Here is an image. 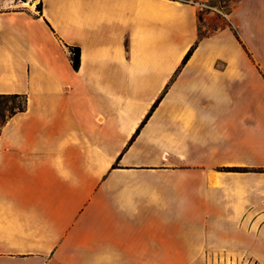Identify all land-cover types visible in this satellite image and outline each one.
Here are the masks:
<instances>
[{
  "label": "crops",
  "instance_id": "obj_1",
  "mask_svg": "<svg viewBox=\"0 0 264 264\" xmlns=\"http://www.w3.org/2000/svg\"><path fill=\"white\" fill-rule=\"evenodd\" d=\"M17 2L0 0V96L27 101L0 130V264H264V0L204 37L189 2Z\"/></svg>",
  "mask_w": 264,
  "mask_h": 264
},
{
  "label": "rangeland",
  "instance_id": "obj_2",
  "mask_svg": "<svg viewBox=\"0 0 264 264\" xmlns=\"http://www.w3.org/2000/svg\"><path fill=\"white\" fill-rule=\"evenodd\" d=\"M13 1V0H12ZM22 0H18L21 4ZM30 1V0H28ZM38 3L39 0H34ZM197 4L199 8V21L201 35H209L214 31L229 25L228 15L241 0H183ZM15 4V3H14ZM12 4L11 6H13ZM23 99H0V120L9 115L12 111L23 107ZM224 262V258L221 262ZM228 262V261H227Z\"/></svg>",
  "mask_w": 264,
  "mask_h": 264
},
{
  "label": "trees",
  "instance_id": "obj_3",
  "mask_svg": "<svg viewBox=\"0 0 264 264\" xmlns=\"http://www.w3.org/2000/svg\"><path fill=\"white\" fill-rule=\"evenodd\" d=\"M23 2H28V0H22ZM177 1H182V2H186L183 0H177ZM42 1H40V3L37 5V12L39 13V16H42ZM48 23V22H47ZM201 34V33H200ZM206 35H201V37H204ZM69 51L71 52V61H72V66L74 68V70L78 71L80 69V65H81V51L79 48L76 47H69ZM193 54V50L189 51L188 54L185 56L184 60H183V64H186L188 62V60L190 59V57ZM9 98H15V99H23L25 104L23 107H20L14 111H12L10 114H13L17 111H23L27 105V101L26 99H24L23 97L19 96V95H12V96H0V99H9ZM161 99H158L155 104L153 105V107L151 108L150 112L148 113V115L146 116V118L143 120V122L141 123L140 127L137 130V133L140 131V129L146 124L147 120L149 119V117L151 116V114L154 112V110L157 108V106L160 104ZM9 114V115H10ZM4 116L2 120H0V130L3 126V124L6 122V120L8 119V116Z\"/></svg>",
  "mask_w": 264,
  "mask_h": 264
}]
</instances>
